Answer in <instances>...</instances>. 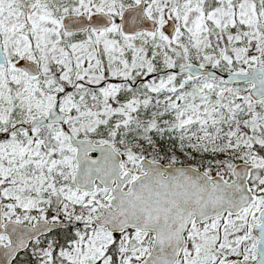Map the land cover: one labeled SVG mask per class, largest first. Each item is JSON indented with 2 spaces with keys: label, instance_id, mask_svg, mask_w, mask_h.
I'll list each match as a JSON object with an SVG mask.
<instances>
[{
  "label": "snow or ice",
  "instance_id": "6c2138e0",
  "mask_svg": "<svg viewBox=\"0 0 264 264\" xmlns=\"http://www.w3.org/2000/svg\"><path fill=\"white\" fill-rule=\"evenodd\" d=\"M0 264H264V0H0Z\"/></svg>",
  "mask_w": 264,
  "mask_h": 264
}]
</instances>
